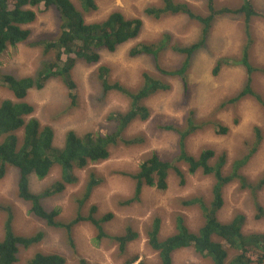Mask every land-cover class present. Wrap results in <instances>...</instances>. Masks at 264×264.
<instances>
[{
	"label": "rangeland",
	"instance_id": "rangeland-1",
	"mask_svg": "<svg viewBox=\"0 0 264 264\" xmlns=\"http://www.w3.org/2000/svg\"><path fill=\"white\" fill-rule=\"evenodd\" d=\"M187 4L198 15L208 12L207 0H175ZM216 9L238 8L242 0H213ZM261 13H264V0H251ZM96 10L84 16L86 24L100 23L111 13L118 12L128 19H141L142 29L139 36L117 47L114 52L101 51L99 61L88 65L76 62L71 69V80L75 84V103L60 79L48 80L42 89H31L25 101L32 106L31 117L42 125L50 126L54 132V146L61 147L64 134L74 131L78 136L86 133L105 135L113 127L107 117L112 112L127 109L128 100L121 93L106 92L100 85L98 68L105 67L110 83L135 90L141 83V75L148 73L167 83L166 92H158L145 101L149 117L146 121H135L123 132L124 140H139L136 144L119 143L111 149L107 160L89 164L82 170H75L77 182L62 193L42 202L47 211L58 210L55 218L59 223L68 222L75 216L77 208L73 194L80 192L89 174L94 173L101 179L87 203L81 208L86 215L90 206L96 207L95 217L100 218L111 213L113 218L104 225V231L110 236L121 235L127 228L138 233V238L128 245L127 253L119 255L116 246L110 240L99 244L94 241L95 229L89 224H81L72 233L74 249L66 243L61 228L48 227L29 212V205L18 198L17 171L8 168L0 179V205L9 207L13 214V229L18 236L30 237L41 233V241L28 249L19 248L14 264H26L35 253L59 255L65 264H78L84 259L89 264H123L129 257L138 256L142 264H157V254L147 245L145 230L153 218L161 219L160 236L165 238L174 233V218L183 216L184 223L191 232H196L203 223L197 207L183 208L182 200L197 196L209 197L212 178L197 171L188 174L187 166L179 163L182 180L173 171L169 172L167 189L144 188L141 195L134 199L133 182L122 175L130 174L150 157L157 154L160 158L171 160L178 155V136L161 127L173 126L182 129L190 115L198 131L185 141L186 152L198 156L204 150H212L216 157L224 154L227 164L223 172L228 173L233 159L244 151L245 142L252 137V129L257 126L264 131V20H252L251 63L258 72H254L251 87L255 96L245 97L237 103L228 101L246 84V73L241 66L229 61L221 66L216 74L213 70L220 60L237 59L247 38L244 28L247 26L237 14L217 16L207 32L204 44L192 56L187 73L183 77H171L162 71L176 69L184 56L174 52L172 47L186 48L201 41L204 25L188 19L185 15H176L154 20L144 15L149 6H161V0H95ZM35 20L27 25L29 40L6 49L0 55V73L16 79L35 76L45 62L51 61L52 53L43 54L40 47L31 43L53 40L59 33V21L53 10H34ZM169 44L162 49L158 61L149 56H128L129 50L138 43L157 44L164 36ZM254 63V64H253ZM183 80H185L183 82ZM11 92L0 84V100H12ZM257 101V102H256ZM219 126L228 132L221 134ZM212 163V162H211ZM243 175L254 182L264 176V141L254 157L242 170ZM59 176L54 167L42 180L32 177L30 190L39 193L50 186ZM224 205L218 213V219L226 223L234 214L246 217L243 227L245 234H264V220H255V210L249 193L241 191L238 183L223 189ZM257 200L264 208V188L258 192ZM6 218L0 212V240L3 237V222ZM173 264H210L197 256L192 249H181L172 254ZM137 264V263H135Z\"/></svg>",
	"mask_w": 264,
	"mask_h": 264
},
{
	"label": "trees",
	"instance_id": "trees-1",
	"mask_svg": "<svg viewBox=\"0 0 264 264\" xmlns=\"http://www.w3.org/2000/svg\"><path fill=\"white\" fill-rule=\"evenodd\" d=\"M213 0H207L208 12L205 15L194 13L185 3L175 0H161V6H149L144 9L147 18L161 20L176 15H185L188 19L204 25L203 37L197 44L181 48L173 46L172 50L184 56L180 65L173 71H162L171 77H183L187 73L190 60L205 42L207 32L215 18L220 15L237 14L246 23L244 35L247 40L240 50L237 59L220 60L213 73L216 74L221 66L230 62L241 66L246 73V84L236 97L228 102L237 103L245 97L255 96L251 87L252 76L259 69L251 63V22L255 18L264 20V13L253 8L251 0H242L238 8L216 9ZM53 10L59 21V33L53 40H42L31 43L40 47L43 54L52 53V60L45 62L42 68L32 77L16 79L9 75H1L0 84L12 94V100H0V179L8 168L17 171V194L19 200L29 205V212L42 220L48 227L61 228L65 240L74 249L72 233L81 224H89L95 229L94 241L99 244L110 240L116 246L119 255L126 254L129 244L138 238V233L127 228L121 235L110 236L104 231V225L112 220L113 215L107 213L100 218L95 217L96 207L90 206L86 215L81 214V208L87 203L101 179L94 173L87 177L83 188L73 194L77 212L68 222L58 223V210L47 211L42 205L46 199L62 193L67 187L75 184V170H82L89 164L107 160L111 149L119 143L136 144L139 140H124L123 132L135 121H146L149 112L145 101L158 92H166L170 86L148 73L141 75V83L131 90L118 82L110 83L107 79L108 70L98 68V81L106 92L121 93L128 100L127 109L123 112H112L107 119L113 127L105 135L86 133L78 136L74 131L64 134L61 147L54 146V132L50 126L42 125L36 118L31 117L33 109L25 101L27 92L32 88L40 90L50 79H60L69 93L70 100L75 103V84L71 80V69L76 62L88 65L99 61L101 51L114 52L118 46L135 40L142 29L141 19L124 18L121 13L113 12L100 23L86 24L84 16L96 10L95 0H0V55L8 48L29 40L30 30L27 25L36 18L34 10ZM169 44L167 35L157 44L138 43L128 53L132 59L138 56H149L159 60L162 49ZM185 80H183L184 82ZM258 101L264 106L260 98ZM257 102V101H256ZM193 118L189 115L182 129L173 126L161 127L162 131H170L178 136V155L171 160L151 154L143 161L137 170L130 174L120 175L129 178L134 184V199L138 198L144 188L167 189L169 172L173 171L182 180L179 163L187 166L188 174L201 171L210 176L213 184L209 197H194L182 200L183 208L197 207L201 212L203 223L194 233L184 223L183 216L174 218L175 231L161 238V219L153 218L151 225L145 230L147 245L157 254V264H173L172 254L181 249H192L197 256L210 264H264V234L243 232L246 217L237 213L223 223L218 219V213L224 205L223 189L238 183L241 191L249 193L250 201L255 210V220H264V208L257 200L258 192L264 188V176L252 182L243 173V168L254 157L264 141V131L253 127L252 137L245 142L243 153L232 160L228 173L223 172L227 164L226 155L215 156L212 150H204L198 156L186 152L185 141L198 131ZM219 132H228L226 127L219 126ZM212 162V163H211ZM59 169L58 178L39 193L30 190V179H44L52 168ZM0 212L6 215L3 222V237L0 240V264H14L19 248L28 249L41 241L42 234L22 237L13 229V214L9 207L0 205ZM78 259V264H89L84 259ZM142 264L138 256L129 257L123 264ZM26 264H65V259L59 255H44L35 253Z\"/></svg>",
	"mask_w": 264,
	"mask_h": 264
},
{
	"label": "bare ground",
	"instance_id": "bare-ground-1",
	"mask_svg": "<svg viewBox=\"0 0 264 264\" xmlns=\"http://www.w3.org/2000/svg\"><path fill=\"white\" fill-rule=\"evenodd\" d=\"M254 64V63H253Z\"/></svg>",
	"mask_w": 264,
	"mask_h": 264
}]
</instances>
